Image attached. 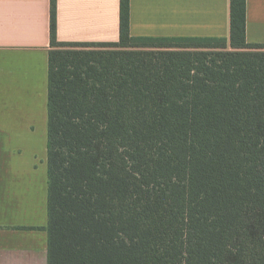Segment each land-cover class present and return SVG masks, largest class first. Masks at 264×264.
I'll list each match as a JSON object with an SVG mask.
<instances>
[{
  "label": "trees",
  "instance_id": "1",
  "mask_svg": "<svg viewBox=\"0 0 264 264\" xmlns=\"http://www.w3.org/2000/svg\"><path fill=\"white\" fill-rule=\"evenodd\" d=\"M48 264H264V44L57 38L51 0Z\"/></svg>",
  "mask_w": 264,
  "mask_h": 264
},
{
  "label": "crops",
  "instance_id": "2",
  "mask_svg": "<svg viewBox=\"0 0 264 264\" xmlns=\"http://www.w3.org/2000/svg\"><path fill=\"white\" fill-rule=\"evenodd\" d=\"M50 22L51 0H0V264H48ZM130 34L229 37L230 0H130ZM119 37L120 0H57L59 41ZM246 40L264 44V0H246Z\"/></svg>",
  "mask_w": 264,
  "mask_h": 264
},
{
  "label": "rangeland",
  "instance_id": "3",
  "mask_svg": "<svg viewBox=\"0 0 264 264\" xmlns=\"http://www.w3.org/2000/svg\"><path fill=\"white\" fill-rule=\"evenodd\" d=\"M43 131H41V132H39L38 133V136H39V138L42 140L43 139ZM45 135H46V132H45ZM45 138H46V136H45ZM43 148V147H42ZM41 150H43V149H41Z\"/></svg>",
  "mask_w": 264,
  "mask_h": 264
}]
</instances>
